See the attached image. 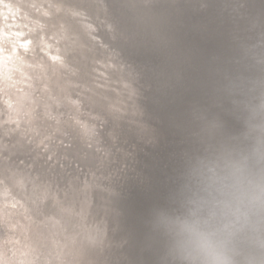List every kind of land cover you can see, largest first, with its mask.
Instances as JSON below:
<instances>
[{"label":"water","instance_id":"95a60500","mask_svg":"<svg viewBox=\"0 0 264 264\" xmlns=\"http://www.w3.org/2000/svg\"><path fill=\"white\" fill-rule=\"evenodd\" d=\"M30 1L32 0H0V35L7 31L11 33L13 31H21L23 27L27 26L25 21H27L28 17L43 16L40 13H43L44 7L40 6L38 8ZM60 1L65 3L69 1L72 4L71 0ZM72 1L74 2V0ZM52 4L57 6L53 2ZM128 4L127 0L76 1L71 7L73 9L71 10L73 17L79 18L82 16L86 18L79 19L84 22H90L91 30H95L96 40L99 42H94L91 46V43H88L90 42L88 34L83 31L78 38L81 47L86 46L83 48L84 53L80 51V45L78 47L71 44L70 38V43L68 42L67 44L66 42V47L65 45L62 47L55 45L52 48L40 47L43 56L47 59L49 58L48 60H52V58L49 55L46 56L48 54L46 50L56 52L61 59L64 58V67H66L69 76L74 77V80H71L72 82L58 78L52 72L54 68L48 71V75L42 72V77H46L50 86H45L43 80L35 83L33 93L40 97L41 100L34 102L30 100V103L26 104L28 111L25 112L18 110L19 104L29 100L25 92L21 93L22 100L19 101L18 99L21 98L17 94H19L20 88L15 87L10 80L7 82V85L9 84L8 92L4 93L0 89V172L3 175L6 174L10 180L9 183L15 188V192L26 198L27 203H29L27 205L29 206L28 209L33 213L36 212L37 219L44 222L43 226L46 230L44 235L49 237L48 247L52 251L48 256L43 254L40 258H34L38 259L35 264H101V261H97L99 259L96 258L97 253L90 251L88 241H95L94 236L101 234L102 242H104L105 238L107 239L106 228L109 230L107 232L112 234L111 238L113 240H116L117 232L118 237L133 238L138 243H142L140 248L142 254L135 255L136 260L131 261L129 255L132 253L122 252L123 248L127 247L128 244H124L125 241L121 240L113 241L118 243V245L111 249L109 248L110 250L108 251L112 252L111 259H115L117 264H154V253L145 228V219L151 206L163 195L165 181L172 173L180 154L178 149H175L176 145H173L172 135L175 136L176 133L178 135L179 133L187 135L194 122L204 118L210 114L209 112H213L214 109L219 110V103L216 106L212 105L198 93L192 92L186 95L183 88H181L182 85L176 84L174 83L175 80H172L174 73H169L164 69V64L156 52L133 40L134 32L127 27L128 24L133 27L132 15L129 14L126 8ZM15 7V12H11L10 9ZM123 7L126 9L124 10ZM49 11H51V14L48 16V20L51 19L58 23L59 19H57L55 8L51 6ZM15 13L17 17L12 18L20 21L18 25L12 26L7 23V20L10 19L9 14ZM100 17L101 21H97ZM185 18L186 20L181 25L183 27L184 41L187 45H193V42H198L199 37H202V27L199 22H195L194 16L190 17L189 14H186ZM100 23H103V26L100 27ZM118 24L121 27L123 26L124 33L121 34V37L118 36L119 33H115L119 26ZM196 27L198 29L196 33L198 34L191 31L192 29L196 30ZM223 27L225 28L224 25H222ZM77 30L69 28L67 30L69 37L70 35L76 36L75 32ZM21 34L23 35V32ZM190 34L192 39L188 38V35L191 36ZM27 35V33H24L23 36ZM103 39H106V41L103 42ZM43 41L45 40L43 39ZM119 42L127 45L122 47L113 45ZM213 43L211 48L214 47L220 50L221 45ZM224 43L225 41H223ZM20 47L21 45L18 49ZM66 48H69V50L67 51ZM197 48V50L204 52L199 47ZM65 52H67L66 55ZM71 52L76 53V56ZM228 58L231 59L225 66L226 71L240 57L233 52L232 56H228ZM153 66L156 72L151 76L150 68ZM112 70L113 74L110 73ZM155 75L159 76L160 86L153 83ZM67 76L65 75V77ZM135 76L138 78L137 81L134 80ZM167 76H170L169 83L166 82ZM32 82L33 80H31ZM105 84L107 87L104 86ZM12 87L16 88V90L10 91ZM122 87L126 88L128 101L119 94V88ZM44 88L51 90L50 93H54L47 98L49 101L47 105L50 107L49 114L42 110L46 99L44 97ZM105 89H110L108 96L101 93ZM11 98L13 100H10ZM70 99L77 100L79 107L76 105L77 101H71ZM148 107L150 108L149 113L147 112ZM87 108L89 111L85 110ZM152 115L158 117V122H156V119H150L149 116L152 117ZM94 117H100L103 121L107 119L109 123H112L111 132H123L125 130L127 139L129 135L132 136L131 139H134L137 134L143 145L139 147L141 156L139 158L135 157V167L133 165L131 171L124 170L127 173L126 182L124 184L120 181L112 183L117 190L115 197L109 196L112 195L111 192L108 195L109 197H103L106 200L102 199L105 203L102 207H112V210H115L118 214L122 213L121 219H114L111 212L100 210L102 215L96 216L94 221H88L89 223L83 225L85 228L82 230L78 226V221L75 223L77 214L72 212L76 207H79V203L86 196L90 198L91 202L94 201L95 203L98 197L97 193H93V188L95 190L98 189L96 181L94 179L86 181L87 178H90L91 171L89 168H97L93 170L94 175H96L98 171H106L108 166L112 170L117 167L115 166L116 163L118 165L121 162L127 164L125 159L128 157V153L124 149L121 151L122 157L114 155L113 149H108L107 143L106 146L104 145L106 150L96 146L99 142L102 143L103 141L104 144L105 141H110V135L108 134V137H104L102 136L103 134H99L97 124L100 121ZM82 118H84L83 121ZM76 121L84 123L87 131V138L83 142L75 128L80 126ZM49 122L52 124H49ZM113 123L118 125L115 126ZM158 128L165 129L162 133L164 136L157 135ZM59 130L67 136L66 139L69 142H60V135L56 132H59ZM167 136L170 137L168 138L169 143L164 141ZM102 137L104 139L101 141ZM185 140L186 136L182 140L184 142L183 146L185 145ZM86 141L89 142L85 145ZM36 142H39V145ZM43 144L45 147L40 151ZM67 144H69L68 147ZM86 146L91 148V152L84 151L83 147ZM71 147L73 150L70 149ZM93 149L95 151L101 149L105 157L99 159L100 155L95 156ZM49 151L52 152L55 159H61L62 162L65 160L66 162L70 161L72 164L69 167L66 166L67 164L62 165V163L60 166L51 164L52 161L56 160H50ZM78 151L82 154V161L78 158V154L81 155ZM31 154L32 157L30 156ZM41 155L46 158L43 159ZM24 158L27 160L25 161ZM117 158L119 162H115ZM78 160L87 167V170H84L83 166H81V169L76 171L74 166L79 165ZM111 163L115 164L111 166ZM99 166H101V169L98 168ZM53 167L62 168L63 171L60 170V172L54 173V178L52 179L54 181L63 179L61 182L65 181L73 184L70 192L69 189H65L67 184H64L60 194L55 193V190L51 191L52 183L48 182L47 176L41 171L42 168L52 169ZM9 168L16 174L13 175ZM69 171L75 172L74 175L82 184L77 185V183H74L76 179L71 180L68 177ZM117 171L120 170L117 169ZM56 174H59V176ZM101 174L103 173L100 172V176ZM116 183L120 184V186L115 185ZM41 186H44V188ZM83 186L89 189V193L82 188ZM105 190L103 191L104 195L106 194ZM3 191L7 192V188L3 189L0 187L1 194ZM39 193L41 195L37 198ZM47 197H49L50 201L46 203ZM43 202L55 207H52V211L49 210L48 213H43L41 212ZM40 204L41 206H39ZM70 206H73V208ZM95 207L99 210V206ZM106 214L110 216L108 220L104 217ZM65 222H70V224ZM97 229H99L100 233L94 232ZM67 236H74V238L71 239V242L61 240V238H66ZM113 250L119 251V253ZM68 260L69 262H67ZM30 262H32L31 258ZM15 264H26V262L17 260Z\"/></svg>","mask_w":264,"mask_h":264},{"label":"bare ground","instance_id":"6f19581e","mask_svg":"<svg viewBox=\"0 0 264 264\" xmlns=\"http://www.w3.org/2000/svg\"><path fill=\"white\" fill-rule=\"evenodd\" d=\"M54 1L55 0L30 1L33 2L36 7L39 8L40 6H43L44 8L43 13H40L43 16L28 17L27 21H25L27 26L23 27L21 31L23 32V35L24 33H27V36H23L21 31H13L12 33L7 31L3 33V35H0V89L4 93L8 92L9 84L7 85V82L10 80L15 87L18 89L20 88V92L17 94L19 95V98H21L18 99L19 101L22 100L21 93L25 92L27 94L29 100L23 101V103L18 106V110L21 112L28 111L26 109V104L30 103V100L33 102L41 100L40 97L33 93V90H35V83L43 80L45 86H50L46 77H42V72L47 73L46 75H48V71L54 68L52 72H54L58 78H63L65 81L70 82H72L71 80H74V77L69 76L66 67H64L65 65H63V62L65 61L64 58H62V60L56 52L46 50V53H48L46 56L49 55L50 58H52V60H48L49 58L47 59L43 56V52L41 50L42 46L52 48L55 45L57 47L65 45L66 47L68 42L70 43V38L71 44L78 47L80 45V51L84 53L83 48L86 46L81 47V43L78 38L83 31L86 32L85 34H88V39L90 41L88 43H91V46L94 42H99L96 40L97 35L95 30H91L90 22L81 21L79 18H86H83L82 16L79 18L73 17V13H71V10H73L71 8L73 6L72 4L81 0H74V2L71 0L72 4L69 1H67V3L60 0H57L56 2ZM93 1L95 0H92V2ZM52 2L57 4V6H54ZM127 2L129 4L126 8L129 14L132 15V25L135 30L132 37L133 40L156 52L164 64V69H166L169 73H174L172 80H175L174 83L182 85L181 88H183L186 95L191 94L192 92L196 94L198 93V95L206 98V100L212 105L216 106L217 103L221 104V85L224 75L227 72L225 66L231 59L228 58V56L231 57L234 52V54L238 55V57L250 56L257 60L264 61V0H127ZM51 6L54 7L57 12V19H59L58 23L51 19L48 20V16L51 14V11H49ZM15 10L16 7L10 9L13 13ZM186 14H189L190 17L194 16L195 22H199L202 27V37H199L200 39H198V42H191L195 47L190 44L187 45L184 41L183 27H181V25L184 23V20H186ZM12 17H17V14H9L10 19L7 20V23L12 26L18 25L20 20H15ZM106 17L108 18L107 15ZM97 21H101V17ZM118 25L119 26L115 33H119L118 36L121 37V34L124 33L123 26L121 27L120 24ZM222 25H224L225 28H222ZM69 28L73 30L78 29L75 32L76 36L70 35L69 37L67 32ZM191 31L196 33L198 29L196 27V30L192 29ZM47 34H49V36H47ZM188 38L192 39V35H188ZM43 39L45 41H43ZM102 41L105 42L106 39H103ZM223 41H225L224 44ZM213 42L221 45L220 50H217L214 47L211 48L213 46ZM20 45L21 47L18 49ZM197 47L204 52L197 50ZM66 50L68 51L69 48H66ZM66 53L67 52H65V55ZM71 53L76 56V53ZM110 73L113 74V70ZM65 75L68 76L65 77ZM31 80H33L32 83ZM89 85L92 86L90 83ZM104 86L107 87L106 84ZM47 89L44 88V97H46V99L44 101L45 105L42 107V110L46 113L50 110L49 105H47V102H49L47 98L54 94L53 92L50 93L51 90ZM14 90H16V88L12 87L10 91ZM119 90L121 97H124L125 100L128 101L126 88L122 87L119 88ZM108 92H110V89H105L101 93L102 95L108 96ZM14 99L17 100L15 97ZM10 100H13V98ZM70 100L75 102L77 101L73 99ZM76 105L79 107L78 101L76 102ZM149 110L150 108L148 107V113ZM19 117H21V115H19ZM149 117L151 120L156 119V122H158V117H155L154 115ZM76 123L80 125L75 128L80 134L79 136H81V140L83 142V140L87 138L85 125L79 121H76ZM113 124L115 126L118 125L117 123ZM164 130L165 129L163 128H158L156 132L157 135L164 136L162 134ZM176 131H178V129H176ZM185 136V134L180 133L179 135L178 133H176L175 136L172 135L174 141L173 145H176L175 149H178L179 152H181L184 147V142L182 140ZM168 138L170 137L167 136L164 141L169 143ZM63 139L64 142H69V140L65 138H62L61 140ZM103 139L104 138L102 137L100 140L102 141ZM88 142L89 141H86L85 145ZM36 144L39 145V142H36ZM68 146L69 144H67V147ZM96 146L98 148L102 147V149L106 150V148H103V141ZM107 146L108 149L114 150L113 144L110 145L108 142ZM44 147L45 145L43 144L40 151L43 150ZM83 149L86 152H91V148H88L87 146L83 147ZM93 154L95 156L100 155L99 159L105 157L102 154L101 149L98 151L93 149ZM30 156L32 157V154ZM26 160L27 159H25V161ZM60 163H62V161H60ZM78 164V166H74L76 171H79L81 166H83L84 170H87V167L79 160ZM113 164L115 163H111V166ZM117 167L110 170V174L112 173L113 176H121L120 173H124L123 171H117ZM98 168L101 169V166ZM89 169L91 172H94L93 170H96L97 168ZM100 172L108 174L104 170L98 171L96 175L93 174L94 176L92 175L89 178V181L94 179V181L98 184V197L96 203L94 201L91 202L90 198L86 196L85 199H82L79 203V207H76V209L72 212L73 214H77L75 223L78 221L79 225H77L80 226L82 230L85 228L83 225L88 224V221L95 220L96 215H94V211L97 210L95 206H99V210H102L103 212H111L114 219L118 218L120 220L122 216V213L118 214L115 210H112V207H102V205H105L104 200H106V198L104 199L103 197H115L117 190L112 183L110 185L109 182L103 179V176H100ZM82 188L87 190L89 193V189L87 187L83 186ZM104 190L106 192L105 195L103 192ZM111 192L112 195H109ZM70 207L73 208V206ZM1 210L2 208L0 211ZM28 214L31 215L29 211ZM104 217L108 220V217L110 216L109 214H106ZM65 223L70 224V222ZM20 224L21 223H19V225ZM107 231L109 230L106 228L107 239L104 237V242H102L103 238L101 234L94 236L95 241H88L90 251L97 253L96 258H99L97 261H101V264H117L115 259H111L112 252L108 251L118 245V243L113 242L116 240L125 241L124 244H128L127 247L123 248L122 252L132 253L129 255L131 261L136 260L135 255L138 256L142 254L140 250L142 243H138L136 239H127V237H121L120 235V237H118V233L116 232L117 238H115L116 240H113L111 238L112 234ZM94 232L100 233L99 229L94 230ZM72 238H74V236H67L66 238H61V240L71 242ZM27 251L32 252L33 250H27L26 246H23L22 249L17 252L20 253L19 256L22 259H26V254H28L26 253ZM50 252L52 251L49 247H47L44 251V255L48 256ZM115 252L119 253V251ZM67 262H69V260Z\"/></svg>","mask_w":264,"mask_h":264},{"label":"clouds","instance_id":"9594fccd","mask_svg":"<svg viewBox=\"0 0 264 264\" xmlns=\"http://www.w3.org/2000/svg\"><path fill=\"white\" fill-rule=\"evenodd\" d=\"M221 96L145 219L154 264H264V61H234Z\"/></svg>","mask_w":264,"mask_h":264},{"label":"rangeland","instance_id":"374dc122","mask_svg":"<svg viewBox=\"0 0 264 264\" xmlns=\"http://www.w3.org/2000/svg\"><path fill=\"white\" fill-rule=\"evenodd\" d=\"M123 9L125 10L126 8L123 7ZM101 26H103V23H100V27ZM127 27L130 30H132L133 32L135 31L134 26L132 27L128 24ZM113 45L122 47V46H126L127 44L124 45L122 42H119L118 44H113ZM150 69H151V76H152L153 74H155L156 71H155L154 66L151 67ZM137 79L138 78L135 76L134 80L137 81ZM166 79L168 80V81L166 80V82L169 83L170 76H167ZM159 81H160L159 76L155 75L153 78V83L160 86ZM209 109H211V108H209ZM85 110L89 111L88 108ZM217 111H218V109H214L213 112H217ZM213 112H209V113H213ZM94 118L101 122V125H100V123L97 124V128H98L97 130H98L99 134H103L102 136H104V137H108L107 136L108 134L110 135V141H108V140L105 141L104 145L106 146V143H108V142L110 143V145L113 144L114 155H119L120 157H122L121 156L122 149H124V151L126 153H128V157L125 159L127 161V164L124 162H121L118 165L116 163V165L118 166L117 169L120 171H123V172H124V170H130L131 171L132 166L134 165V167H135V163H134L135 157L139 158L141 156V153H139V147L141 145H143V143L141 142V139L139 138V136L137 134L136 135L134 134L137 137H135L134 139H131L132 136L129 135V138L127 139L126 138L127 134H126L125 130L124 131L122 130L123 132H121V131L120 132H116V131L111 132L112 123H109L107 121V119H105L103 121L100 117H94ZM83 120H84V118H82V121ZM49 124H52V123L49 122ZM95 127H96V125H95ZM155 127H157V126H155ZM56 132L60 135V137H59L60 142L64 141V139L61 140L62 138H65V139L67 138V136L62 131L59 130V132L58 131H56ZM71 144L74 145L72 142H71ZM103 148H105V147L103 146ZM70 149L73 150L72 147ZM48 153H50V157H51L50 160H56V161H52L51 164H56V165L60 166L61 159H58V158L55 159L53 157V154L51 151H49ZM78 153L81 154V152H79V151H78ZM42 158L44 159L46 157L42 156ZM78 158L82 161L83 160L82 154L81 155L78 154ZM118 161H119L118 158L115 159V162H118ZM47 162H48V160H47ZM71 164L72 163H70V161L66 162V160L62 162V165H66L68 167ZM9 170L11 171V173H13V175L16 174L10 168H9ZM60 170H62V168L59 169L58 167H53L52 169L42 168V171H41L45 176H47L48 182L52 183L51 191L55 190V193H57V194L58 193L60 194V192L62 191V188H64V184H67L65 186V189H69V192H70V189H72V187H73V184H71V183H67L65 181L61 182L63 179L62 180L57 179L58 181L57 180L54 181L52 179V178H54V173L60 172ZM106 171L108 174L103 173V174H101V176H103V179L109 183H114V181H120L121 183L124 184L127 180V173L126 172L120 173L121 176H116V175L113 176L112 173L110 174V167L109 166L107 167ZM74 173L75 172L69 171L68 177L71 180L76 179L74 183H77V185H80L81 182H79V179H77V177L74 175ZM93 174H94V172H91L90 176H92ZM56 175L59 176V174H56ZM109 176H111V177H109ZM58 178H60V177H58ZM111 178H112V180H111ZM88 179L89 178H87L86 181ZM64 180H66V179H64ZM9 182H10V180L8 179L6 174L3 175V173L0 172V187H2L3 189L7 188V192L3 191L2 194L0 193V209L2 208V210L0 211V261H3L5 258H7L11 261V264H15L17 262V260L18 261L23 260L24 262H26V264H35L36 260H38V259H34V258L42 257V255L44 254V251L47 249L48 243H49V237H45V235H44L46 232V230L43 226L44 222L39 221L37 219L36 212L33 213L28 209L29 206H27V205L29 203H27L26 198H24L22 195H19L17 192H15V188ZM83 182H84V180H83ZM115 185H117L118 187L120 186V184H117V183ZM41 187L44 188V186H41ZM51 191H49V192L51 193ZM93 193H97V190H95V188H93ZM40 195H41V193H39L37 195V198ZM48 201H50L49 197L46 198V203ZM46 203L43 202V204H42L43 210L41 209V212H43V213L44 212L48 213L49 210L52 211V209L55 207L53 205L46 204ZM39 206H41V204ZM16 207H18V208H16ZM48 207H51V208L48 209ZM28 211L31 213V215L28 214ZM94 215L100 216V215H102V212H100V210H95ZM19 223H21L20 225H22V226H20ZM23 246H26L27 250H30V249L33 250L32 252H28V251L26 252V253H28V254H26V259H24V258L22 259L19 256L20 253L17 252L18 250L22 249ZM37 252H39L40 254ZM30 258L32 259V262H30Z\"/></svg>","mask_w":264,"mask_h":264}]
</instances>
